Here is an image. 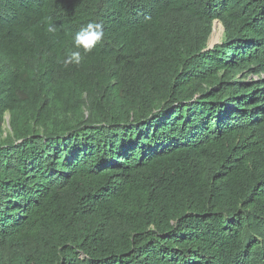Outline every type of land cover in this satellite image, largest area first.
Wrapping results in <instances>:
<instances>
[{
    "label": "trees",
    "instance_id": "trees-1",
    "mask_svg": "<svg viewBox=\"0 0 264 264\" xmlns=\"http://www.w3.org/2000/svg\"><path fill=\"white\" fill-rule=\"evenodd\" d=\"M0 264H264V0H0Z\"/></svg>",
    "mask_w": 264,
    "mask_h": 264
},
{
    "label": "clouds",
    "instance_id": "clouds-1",
    "mask_svg": "<svg viewBox=\"0 0 264 264\" xmlns=\"http://www.w3.org/2000/svg\"><path fill=\"white\" fill-rule=\"evenodd\" d=\"M104 25L93 20L82 26L73 37L75 51H71L65 58V66L79 64L82 59L81 49L84 53L91 52L104 38Z\"/></svg>",
    "mask_w": 264,
    "mask_h": 264
},
{
    "label": "rangeland",
    "instance_id": "rangeland-1",
    "mask_svg": "<svg viewBox=\"0 0 264 264\" xmlns=\"http://www.w3.org/2000/svg\"><path fill=\"white\" fill-rule=\"evenodd\" d=\"M181 25H184L186 28L188 27L191 31L193 32H201L203 28H198L195 23H190V22H184V20H181L179 22ZM227 25L223 22L220 21H215L212 25V32L207 40V47L208 49H212L214 46L217 44L222 43L227 34ZM216 35V36H215ZM214 36V37H213ZM256 77V76H253ZM251 77V78H253ZM9 119V117H7ZM7 128L9 127V123L7 122Z\"/></svg>",
    "mask_w": 264,
    "mask_h": 264
},
{
    "label": "water",
    "instance_id": "water-1",
    "mask_svg": "<svg viewBox=\"0 0 264 264\" xmlns=\"http://www.w3.org/2000/svg\"><path fill=\"white\" fill-rule=\"evenodd\" d=\"M7 122L9 123V119H7Z\"/></svg>",
    "mask_w": 264,
    "mask_h": 264
},
{
    "label": "bare ground",
    "instance_id": "bare-ground-1",
    "mask_svg": "<svg viewBox=\"0 0 264 264\" xmlns=\"http://www.w3.org/2000/svg\"><path fill=\"white\" fill-rule=\"evenodd\" d=\"M216 36V35H215ZM214 37V36H213Z\"/></svg>",
    "mask_w": 264,
    "mask_h": 264
}]
</instances>
